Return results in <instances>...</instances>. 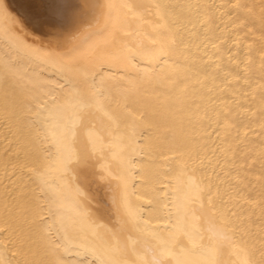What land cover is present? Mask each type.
<instances>
[{
  "label": "bare ground",
  "instance_id": "1",
  "mask_svg": "<svg viewBox=\"0 0 264 264\" xmlns=\"http://www.w3.org/2000/svg\"><path fill=\"white\" fill-rule=\"evenodd\" d=\"M0 0V264H264V0Z\"/></svg>",
  "mask_w": 264,
  "mask_h": 264
},
{
  "label": "snow or ice",
  "instance_id": "2",
  "mask_svg": "<svg viewBox=\"0 0 264 264\" xmlns=\"http://www.w3.org/2000/svg\"><path fill=\"white\" fill-rule=\"evenodd\" d=\"M71 7L70 0H65L63 4H53L50 9L51 15L60 19H66L71 11Z\"/></svg>",
  "mask_w": 264,
  "mask_h": 264
}]
</instances>
